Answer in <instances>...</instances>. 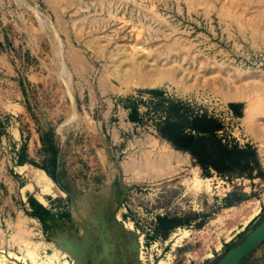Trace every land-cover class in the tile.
<instances>
[{
    "label": "rangeland",
    "instance_id": "1",
    "mask_svg": "<svg viewBox=\"0 0 264 264\" xmlns=\"http://www.w3.org/2000/svg\"><path fill=\"white\" fill-rule=\"evenodd\" d=\"M263 223L264 0H0V264H217Z\"/></svg>",
    "mask_w": 264,
    "mask_h": 264
},
{
    "label": "bare ground",
    "instance_id": "2",
    "mask_svg": "<svg viewBox=\"0 0 264 264\" xmlns=\"http://www.w3.org/2000/svg\"><path fill=\"white\" fill-rule=\"evenodd\" d=\"M134 72H136V69H132L129 73L131 74H134ZM130 74V75H131ZM247 119V118H246ZM258 135V134H257ZM257 135H254L256 137L255 140H257ZM36 174V173H35ZM43 175V174H42ZM42 175L40 176V179L42 178ZM35 176V175H34ZM44 179V178H42ZM44 184V188L47 190L49 189L50 187V181L45 179L43 180V183ZM193 184H194V188L195 190L197 191H203L204 189V192H208L209 190V184H208V180H202L200 177L197 176V174L194 176L193 178ZM54 186V185H53ZM209 187V188H208ZM43 188V190L45 191V189ZM60 193V192H58ZM260 206L259 205H254L253 207H250V208H244L243 206L241 207H232L230 208L229 212H228V216L232 219V220H238V224L240 226V230L243 229V227H245L248 223H250L252 220H254L255 218H257V216L259 215L260 213ZM236 229V228H234ZM236 231V230H235ZM239 231V230H238ZM237 232V231H236ZM183 234V233H182ZM56 256V255H55ZM57 258V256H56ZM58 259V258H57ZM56 259V260H57ZM53 260V258H52ZM51 260V261H52ZM9 264H16L14 262H8ZM35 264V263H34ZM63 264V262H62ZM64 264H71L69 262H64ZM154 264H170L169 263V260H168V257L167 256H164V257H161V258H157L155 261H154Z\"/></svg>",
    "mask_w": 264,
    "mask_h": 264
},
{
    "label": "water",
    "instance_id": "3",
    "mask_svg": "<svg viewBox=\"0 0 264 264\" xmlns=\"http://www.w3.org/2000/svg\"><path fill=\"white\" fill-rule=\"evenodd\" d=\"M264 239V223L261 224L252 235L239 246L232 249L217 264H237L251 250H253Z\"/></svg>",
    "mask_w": 264,
    "mask_h": 264
}]
</instances>
